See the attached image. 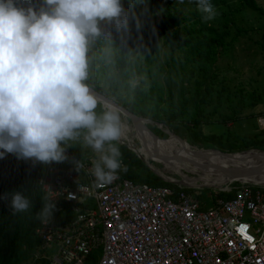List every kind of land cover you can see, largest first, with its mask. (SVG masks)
<instances>
[{"label": "clouds", "instance_id": "clouds-1", "mask_svg": "<svg viewBox=\"0 0 264 264\" xmlns=\"http://www.w3.org/2000/svg\"><path fill=\"white\" fill-rule=\"evenodd\" d=\"M194 2L202 20L213 19L212 0ZM123 5L124 0H41L39 8H23L0 0V159L14 154L33 163H60L67 159V143L74 142L97 154L91 174L98 185L116 179L121 162L113 142L122 136L121 116L108 102L96 111L89 45L102 35L101 22L127 29ZM73 163L78 171L83 167L80 160ZM34 187L45 191L36 217L47 223L55 209L47 195L52 191L43 182ZM26 190L3 197L13 215L32 208Z\"/></svg>", "mask_w": 264, "mask_h": 264}, {"label": "built area", "instance_id": "built-area-1", "mask_svg": "<svg viewBox=\"0 0 264 264\" xmlns=\"http://www.w3.org/2000/svg\"><path fill=\"white\" fill-rule=\"evenodd\" d=\"M101 27V39L116 37L108 22ZM66 155L37 171V182L52 191L53 213L73 215L61 224L52 216L35 229L42 248L57 246L50 264H85L95 252L96 264H264V186L225 188L233 195H217L208 205L179 184L171 183L177 190L136 183L118 172L100 186L93 159ZM79 160L80 171L73 163Z\"/></svg>", "mask_w": 264, "mask_h": 264}, {"label": "rangeland", "instance_id": "rangeland-1", "mask_svg": "<svg viewBox=\"0 0 264 264\" xmlns=\"http://www.w3.org/2000/svg\"><path fill=\"white\" fill-rule=\"evenodd\" d=\"M256 2L264 8V0H256ZM40 3L38 4L34 0L25 1L23 5H18V7L27 8L31 5L39 8ZM137 7L147 12L155 20H160L168 5L164 1L158 0L150 6H147L146 3L138 2ZM179 9L182 14L188 11V8L181 4ZM208 22L224 32L226 43L221 49L215 65L216 77L214 82H212V91L199 113L193 109H187L184 114L177 116L175 121L162 123L163 130L167 128L179 139L186 140L192 146L209 150L218 155L220 154L215 152V149L229 153L242 152L249 149L264 151V127L260 124V119L264 116V52L261 47L264 34V15L248 7L244 0H228L226 5L215 9L213 19ZM128 28H130V25L127 24L126 30H119L120 40H123ZM175 28L181 32L182 38L188 35L184 24H178ZM192 28L198 30L199 25H192ZM158 39L160 40V55L164 62H170L174 56L180 55V43L172 46L167 36L152 39L148 47L150 51L155 49ZM130 47L133 53L139 54L142 52L143 43L141 41L136 44L132 42ZM120 51L121 48L119 47L94 51L89 59L88 81L91 87L99 86L102 90L109 88V85L105 82L107 72L116 71L114 58ZM200 67L197 63H181L178 65L170 82V87L176 100L184 102L185 98L194 95L197 80L201 79L203 74ZM141 82L142 78L139 77L129 83L132 84V88L142 84V88L148 89L146 82ZM124 86L119 85L117 87L118 97L111 96L119 103L129 100L133 94L131 89ZM102 106L103 104L99 102L96 109L98 113L103 110ZM121 117L123 121L127 120L129 125L132 124L123 114H121ZM149 127L158 128L154 122H151L148 125ZM205 135H213L215 137L214 143H211L213 141H206ZM166 139L168 137L162 140ZM117 142L127 146L143 161L145 160L146 166L154 173V175L148 176L152 181L159 179L171 183L149 167V161L139 152L141 144L137 139H132L129 134L126 138H120ZM249 142H253L254 145L251 148H245L244 145ZM82 150L83 155L93 160L97 159V154L90 147L83 146ZM88 150H92L90 154H88L90 152ZM150 162L151 165L160 169L163 167L173 169L175 167L165 162H155L153 159H150ZM191 168L187 166L182 171L191 177H200L202 175V168ZM202 170H205V168ZM146 173L144 171L143 175H146ZM168 175L177 179L182 178L179 174L173 172ZM260 176L263 175L260 174ZM243 183L260 184L256 182L254 177L243 176V173L239 171L233 182L224 186H180L189 189L199 199L206 200L208 205H211L217 195L225 193L223 189L235 190ZM198 184L202 185L203 182L200 181ZM71 218H73V215L69 210L64 213H53V219L56 224H61L64 219ZM56 252V245H52L46 250L40 246L31 253L29 260L23 264H50L49 259ZM99 256V252L92 253L86 259L85 264H96Z\"/></svg>", "mask_w": 264, "mask_h": 264}, {"label": "trees", "instance_id": "trees-1", "mask_svg": "<svg viewBox=\"0 0 264 264\" xmlns=\"http://www.w3.org/2000/svg\"><path fill=\"white\" fill-rule=\"evenodd\" d=\"M25 1L15 0L16 6L23 5ZM37 1L38 4L40 0ZM158 0H124V8L127 11V24L130 25L120 40L119 30L115 24H110L116 37L111 40H104L97 37L90 42L89 59L94 51L103 48H121L120 53L114 58L116 71L107 72L105 82L109 85L107 89L95 86V89L107 96H117V87L125 85L131 89L132 97L120 102L123 106L137 115L146 117L161 123H171L176 117L184 114L187 109L200 112L202 105L207 101L213 88L216 77L215 65L221 49L225 46V35L218 27L202 20V13L197 10L194 0H162L168 8L163 13L160 20H155L147 12L137 7L138 2L146 3L150 6ZM246 5L264 15V8L256 0H244ZM228 0H212L215 9L224 6ZM188 8L185 14L179 9V5ZM178 24H184L188 35L182 38V34L175 28ZM199 25L198 30H194L192 25ZM167 36L172 46L180 43V55L174 56L170 62H164L160 55L157 40L153 51L149 50V43L156 37ZM143 43L142 52L133 53L130 44ZM264 52V34L261 43ZM181 63H197L203 72L201 79L197 80L195 93L185 101L176 100L170 82L174 72ZM142 78L146 82L148 89L142 88V84L132 88L131 80ZM141 82V83H142ZM89 83V81H88ZM159 138L168 137L157 127H149ZM206 141H213V135H205ZM120 151L121 169L117 172L122 176L133 180L136 183H148L151 185L172 186L179 190L175 184L167 183L157 179L152 181L148 176L154 175L146 166L142 158L132 152L127 146L113 142ZM253 142L246 143L245 148H251ZM66 150L77 157H87L83 155L80 144L68 142ZM88 154L92 150H88ZM119 158V159H120ZM42 163H33L31 160H18L14 154H6L0 159V264H23L29 260L31 253L41 246L40 239L35 234V229L40 223L36 217V212L42 207L41 198L44 193L40 188L34 187L37 184V171ZM146 171V175H143ZM20 189L26 190V194L32 200V208L25 213L12 214L8 199L3 198L6 193ZM189 190V189H188ZM232 196L233 193L221 194Z\"/></svg>", "mask_w": 264, "mask_h": 264}, {"label": "bare ground", "instance_id": "bare-ground-1", "mask_svg": "<svg viewBox=\"0 0 264 264\" xmlns=\"http://www.w3.org/2000/svg\"><path fill=\"white\" fill-rule=\"evenodd\" d=\"M102 104L104 105V102H102ZM121 114L122 113L120 112V116ZM121 122L123 132L120 138H126L130 134L132 139H137L141 144L139 152L147 161H149V165L152 167V170L171 183L187 187H200L203 185L216 187L224 186L232 183L238 172L241 171L243 176H252L255 178L256 182L262 184L253 185L264 186V155L259 151L251 150L243 153L238 152L237 157L233 159L229 156L214 154L209 150L194 147L186 140L181 139L184 141L182 142L176 135L172 133L166 140L155 137L148 130V125L151 124V121L149 120H143L140 123L142 126V131L136 128L133 123L129 125L127 120L123 121L122 117ZM165 130L166 132L170 133L167 128H165ZM192 149H200L204 154H210V157L205 158L202 156H195L189 152V150ZM215 152L218 153V151ZM157 154L167 157H174L173 159H162L159 158ZM150 159H153L155 162H165L175 167H173V169L169 167H163L160 169L154 165H151ZM187 166H190V168H205V170L201 169L202 175L200 177H191L182 171L183 168ZM170 172L177 173L182 178L177 179L168 175ZM260 174L263 176H260ZM200 181L203 182L202 185L198 184Z\"/></svg>", "mask_w": 264, "mask_h": 264}, {"label": "water", "instance_id": "water-1", "mask_svg": "<svg viewBox=\"0 0 264 264\" xmlns=\"http://www.w3.org/2000/svg\"><path fill=\"white\" fill-rule=\"evenodd\" d=\"M91 87V86H90ZM91 89H92V91L94 92V94L98 97V100H99V102H108V103H111V104H113V105H115L117 108H118V110L125 116V117H127L133 124H134V126L136 127V128H138V129H140L141 131H142V126H141V122L143 121V120H149V121H151V122H154V124H156L157 126H158V128L159 129H162L163 130V125H162V123H160V122H158V121H153V120H151V119H148V118H146V117H142V116H140V115H137V114H135L134 112H132L131 110H129L128 108H126L125 106H123L121 103H119L118 101H116L115 99H113V98H111V97H109V96H107V95H105V94H103V93H101V92H99L98 90H96L95 88H93V87H91ZM148 130H149V132L153 135V136H155V137H158L150 128H148ZM164 132H165V130H163ZM166 134H168V138H169V136H170V134L172 133V132H165ZM172 134H174V133H172ZM179 139V138H178ZM179 140H181V139H179ZM182 142H184L183 140H181ZM251 150H258V149H249V150H245V151H242V152H240V153H243V152H248V151H251ZM215 151H218V153L220 154V155H223V156H229V157H231V158H233V159H235L236 157H237V153L238 152H231V153H229V152H224V151H220V150H216L215 149ZM258 151H260L263 155H264V151H262V150H258ZM189 152L190 153H192V154H194L195 156H202V157H205V158H209L210 157V154H207V153H203L200 149H192V150H189ZM158 155V157L159 158H162V159H164V158H168V159H173V157H167V156H164V155H160V154H157ZM149 165V164H148ZM149 167H151L150 165H149ZM152 168V167H151Z\"/></svg>", "mask_w": 264, "mask_h": 264}]
</instances>
